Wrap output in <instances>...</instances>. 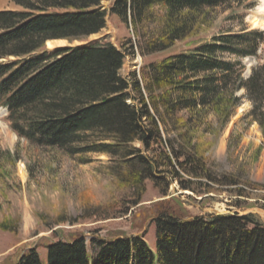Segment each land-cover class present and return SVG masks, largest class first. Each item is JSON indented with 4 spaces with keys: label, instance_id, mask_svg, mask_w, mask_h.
Masks as SVG:
<instances>
[{
    "label": "trees",
    "instance_id": "1",
    "mask_svg": "<svg viewBox=\"0 0 264 264\" xmlns=\"http://www.w3.org/2000/svg\"><path fill=\"white\" fill-rule=\"evenodd\" d=\"M11 1L21 11L0 12V107L14 133L34 145L107 156L120 191L110 210L138 206L148 181L163 197L176 182L194 193L208 187L201 180L215 183L196 126L209 112L227 124L241 90L264 135V64L243 78V60L258 57L264 32L222 34L121 75L128 56L173 49L205 10L238 0H113L109 9L106 0ZM108 15L131 25L137 44L104 38L48 55L49 41L100 34ZM154 223L155 251L144 235L82 237L48 245L47 263L30 250L14 264H264V226L253 215L185 219L164 209Z\"/></svg>",
    "mask_w": 264,
    "mask_h": 264
},
{
    "label": "rangeland",
    "instance_id": "2",
    "mask_svg": "<svg viewBox=\"0 0 264 264\" xmlns=\"http://www.w3.org/2000/svg\"><path fill=\"white\" fill-rule=\"evenodd\" d=\"M112 3L113 0H106L103 6L109 9ZM259 8L260 0H238L205 10L199 18V28L186 40L161 54L128 56L121 75L127 79L131 72L139 74L145 65L211 43L222 34L243 30L264 32V28L252 26L251 17ZM4 11L21 8L11 0H0V12ZM104 38L116 47L131 41L137 44L132 26L112 15H108L106 28L98 35L71 44L62 40L54 43L59 49ZM53 53L48 51V55ZM224 58L232 60L229 56ZM262 64L264 44L258 57L243 60V78L249 79ZM237 97L239 106L227 124L221 125L214 113L209 112L196 126L195 141L200 152L205 153L215 183L201 180L210 186L194 193L181 191L176 182L168 196L163 197L148 181L141 203L125 207L122 215L115 208L110 210L120 191L112 186L107 156L71 155L59 148L34 145L14 133L7 121V111L0 108V264H14L30 250H36L47 263L48 245L82 237L88 242L93 236L112 239L144 235L155 251L154 218L164 209L185 219L253 215L264 226V135L251 115L253 104L247 91H239ZM112 213L118 214L117 218H106Z\"/></svg>",
    "mask_w": 264,
    "mask_h": 264
},
{
    "label": "bare ground",
    "instance_id": "3",
    "mask_svg": "<svg viewBox=\"0 0 264 264\" xmlns=\"http://www.w3.org/2000/svg\"><path fill=\"white\" fill-rule=\"evenodd\" d=\"M252 26L256 29H262L264 28V0H260V8L258 10V13L251 17ZM56 43L49 42L48 47L49 50H54L56 48Z\"/></svg>",
    "mask_w": 264,
    "mask_h": 264
},
{
    "label": "water",
    "instance_id": "4",
    "mask_svg": "<svg viewBox=\"0 0 264 264\" xmlns=\"http://www.w3.org/2000/svg\"><path fill=\"white\" fill-rule=\"evenodd\" d=\"M56 41H57V40H55V41H51V42H56ZM64 48H65V47H64ZM56 49H58V48L56 47V48H55L54 50H52V51L48 49V51H50V52H55Z\"/></svg>",
    "mask_w": 264,
    "mask_h": 264
}]
</instances>
